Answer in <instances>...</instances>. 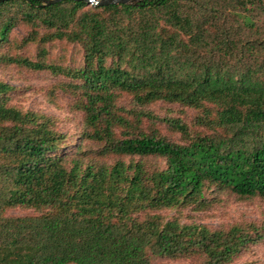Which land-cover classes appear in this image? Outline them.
<instances>
[{
    "label": "trees",
    "instance_id": "trees-1",
    "mask_svg": "<svg viewBox=\"0 0 264 264\" xmlns=\"http://www.w3.org/2000/svg\"><path fill=\"white\" fill-rule=\"evenodd\" d=\"M0 69L80 117L67 134L0 81V264H236L264 241L184 222L264 199V0H8Z\"/></svg>",
    "mask_w": 264,
    "mask_h": 264
},
{
    "label": "rangeland",
    "instance_id": "rangeland-1",
    "mask_svg": "<svg viewBox=\"0 0 264 264\" xmlns=\"http://www.w3.org/2000/svg\"><path fill=\"white\" fill-rule=\"evenodd\" d=\"M12 35L22 37L23 33L14 30ZM0 81L15 87L16 90L11 93L14 106L22 110H33L56 116L62 121L60 127L63 132L71 135L78 133L80 117L78 113L70 112L68 109V98L61 92L57 93L55 104L46 98V87L55 83L56 79L46 74L36 75L13 69H0ZM155 110L160 115L166 114L164 111L158 110L157 107ZM192 114L193 112L188 110L185 117L190 118ZM218 199V203L208 212L186 213L188 218L184 222L192 219L195 224L205 225L212 229L227 228L237 223H256L257 225L264 223V199L241 200L226 194H221ZM8 214L25 216L32 213L17 208L10 210ZM166 214L171 216L172 212ZM236 264H264V241L249 247Z\"/></svg>",
    "mask_w": 264,
    "mask_h": 264
},
{
    "label": "water",
    "instance_id": "water-1",
    "mask_svg": "<svg viewBox=\"0 0 264 264\" xmlns=\"http://www.w3.org/2000/svg\"><path fill=\"white\" fill-rule=\"evenodd\" d=\"M8 0H0V3ZM62 0H44V5H52L58 3ZM75 2H84L91 6H108V5H118V4H137L143 0H69Z\"/></svg>",
    "mask_w": 264,
    "mask_h": 264
}]
</instances>
